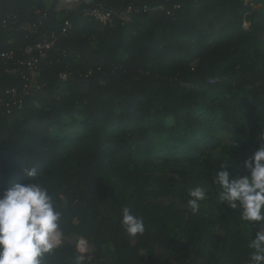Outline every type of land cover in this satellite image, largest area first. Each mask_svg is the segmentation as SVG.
I'll list each match as a JSON object with an SVG mask.
<instances>
[{
	"label": "trees",
	"instance_id": "1",
	"mask_svg": "<svg viewBox=\"0 0 264 264\" xmlns=\"http://www.w3.org/2000/svg\"><path fill=\"white\" fill-rule=\"evenodd\" d=\"M62 2L76 1L0 0V53L13 52L0 58V98L15 88L23 101L0 111V192L29 183L24 169L36 168L63 213L62 234L94 247L63 243L44 264H248L262 224L224 204L209 221L218 234L174 202L146 199L169 193L147 187L151 171L204 165L210 151L229 157L233 176L245 173L264 135V0H82L65 11ZM95 7L112 10V21L94 19ZM66 22L27 87L16 62ZM219 170L207 183L216 197ZM123 207L143 218V235L129 238ZM154 246L168 254L143 255Z\"/></svg>",
	"mask_w": 264,
	"mask_h": 264
},
{
	"label": "clouds",
	"instance_id": "2",
	"mask_svg": "<svg viewBox=\"0 0 264 264\" xmlns=\"http://www.w3.org/2000/svg\"><path fill=\"white\" fill-rule=\"evenodd\" d=\"M259 147L244 160V174L229 171L228 159L221 164L212 183L218 187V199L249 224H264V135ZM30 178L27 184L16 183L0 192V264H44V258L58 247L62 232V211L54 196L39 180L36 168L24 169ZM208 188L189 189L188 207L193 214L208 197ZM121 224L129 236L145 233L142 217L129 207L121 209ZM248 264H264V230H258L248 240Z\"/></svg>",
	"mask_w": 264,
	"mask_h": 264
},
{
	"label": "rangeland",
	"instance_id": "3",
	"mask_svg": "<svg viewBox=\"0 0 264 264\" xmlns=\"http://www.w3.org/2000/svg\"><path fill=\"white\" fill-rule=\"evenodd\" d=\"M75 6L73 2H62L63 10L71 9ZM261 38L264 41V30L260 33ZM225 142L230 146H233L231 139L225 137ZM224 157L219 151H210L205 157L204 165L198 167H191L188 163L184 162L180 165L173 164L167 168H158L155 171H151L149 174V180L147 187L151 188H162L166 187L169 189L167 195H160L154 198H147L148 203L159 204L167 206L170 203L174 202L176 206L182 211L185 219H206L208 220L207 225L212 227V230L218 234H223V230L220 226L214 225L210 219L212 217H217L220 219L224 212V204H222L218 197L214 196L208 191V197L205 201L201 202L200 209L197 213L193 214L191 209L188 207L189 189L196 186H205L208 188L207 183L209 180V169L217 164L224 163ZM228 162V161H227ZM181 186L185 189L182 197L176 196L172 189ZM209 190V189H208ZM261 230H264V224H262ZM81 237L76 235H61L59 245L63 243L74 244L78 247L79 240ZM94 250V247L90 244L89 252ZM85 252L84 250H81ZM168 254V252L160 250L157 246H154L152 249L142 250L144 256L149 254H158V253Z\"/></svg>",
	"mask_w": 264,
	"mask_h": 264
},
{
	"label": "built area",
	"instance_id": "4",
	"mask_svg": "<svg viewBox=\"0 0 264 264\" xmlns=\"http://www.w3.org/2000/svg\"><path fill=\"white\" fill-rule=\"evenodd\" d=\"M76 2H80L82 0H75ZM94 19L107 23L112 21V10H104L100 7H95L89 13ZM69 27V23L66 22L65 25L60 30H55L50 32L49 34L44 35L39 41L34 44L28 45L24 51L25 55L29 56V60L24 61L19 59L16 64H24V68L22 73V77L25 81L27 87H31L37 84L36 77V68L40 61V59L47 56V52L52 48L58 46L62 38L65 36L67 29ZM13 52H4L0 53V58H10L12 57ZM18 68L13 67L9 69V72L16 73ZM68 77L67 73L63 72L60 74L61 79H66ZM23 107V101L18 97L17 89L13 88L7 91V97L0 98V111L12 114L15 111L21 109ZM78 244V250H84L82 253H89V241L81 237ZM60 242V241H59ZM59 246V244H58ZM91 252V251H90Z\"/></svg>",
	"mask_w": 264,
	"mask_h": 264
},
{
	"label": "crops",
	"instance_id": "5",
	"mask_svg": "<svg viewBox=\"0 0 264 264\" xmlns=\"http://www.w3.org/2000/svg\"><path fill=\"white\" fill-rule=\"evenodd\" d=\"M73 3L75 4V6H74L73 8H75V7L77 6L78 3H77V2H73ZM73 8H71V9H73ZM67 10H68V9H67Z\"/></svg>",
	"mask_w": 264,
	"mask_h": 264
}]
</instances>
